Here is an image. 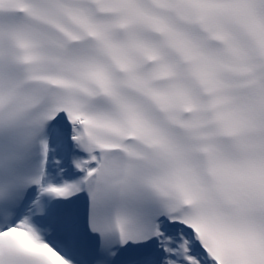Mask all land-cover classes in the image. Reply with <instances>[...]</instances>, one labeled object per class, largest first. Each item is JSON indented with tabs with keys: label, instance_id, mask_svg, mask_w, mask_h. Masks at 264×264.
Masks as SVG:
<instances>
[{
	"label": "snow or ice",
	"instance_id": "6c2138e0",
	"mask_svg": "<svg viewBox=\"0 0 264 264\" xmlns=\"http://www.w3.org/2000/svg\"><path fill=\"white\" fill-rule=\"evenodd\" d=\"M0 264H264V0H0Z\"/></svg>",
	"mask_w": 264,
	"mask_h": 264
}]
</instances>
